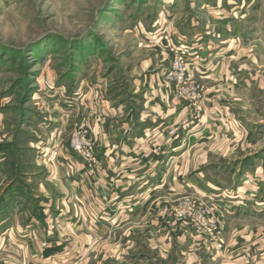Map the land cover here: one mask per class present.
<instances>
[{"label": "crops", "instance_id": "0c3cea01", "mask_svg": "<svg viewBox=\"0 0 264 264\" xmlns=\"http://www.w3.org/2000/svg\"><path fill=\"white\" fill-rule=\"evenodd\" d=\"M191 31L180 33L178 42L197 54L189 57L187 68L204 84L198 108L177 100L163 82L169 61L163 52L147 63L146 74L133 79L128 92L133 103L128 106L108 101L101 85L86 86L84 115L89 117L100 166L88 172L68 143L43 149L35 137L37 157L53 168L45 180L59 182L62 188L45 197L39 213L26 217L27 222L18 214L11 221L0 220V263L13 259L11 264H134L131 259H138L152 264L158 259L167 264L178 255L188 257L186 264H199L202 253L209 264L264 261V150L246 161L220 162L242 151L244 145L240 148L237 140L246 137L249 128L220 101L219 87H226L231 97L246 91L252 78L229 74L236 36L225 33L211 41L201 37L199 26ZM235 34L248 39V34ZM161 45L150 46L159 50ZM67 117L60 113L59 123H49L51 133L64 130ZM183 195L213 207L223 228L221 257L187 224L168 216L169 203ZM26 201L17 197L11 212L21 211ZM124 226L133 232L141 228L140 241L134 234L121 235ZM155 229L157 236L147 235ZM105 243L112 246L106 248ZM140 243L147 253L139 252Z\"/></svg>", "mask_w": 264, "mask_h": 264}, {"label": "rangeland", "instance_id": "374dc122", "mask_svg": "<svg viewBox=\"0 0 264 264\" xmlns=\"http://www.w3.org/2000/svg\"><path fill=\"white\" fill-rule=\"evenodd\" d=\"M195 26L200 27L201 37L211 41L225 33L236 36L232 39L236 46L229 74L252 78L246 91L234 92L231 97L225 93L226 87H219L220 101L249 128L247 136L237 140L240 148L244 145L242 151L220 162L259 156L264 150V0H0V220L6 217L11 221L18 214L23 223L27 222L26 217L39 213L45 197L61 190L59 182L45 180L46 172L53 168L40 161L32 140L37 137L43 149L52 143L58 148L63 143L69 145L75 125L82 119L89 124L83 109L86 86L101 85L108 101L128 106V102L133 103L128 93L134 86L133 79L146 74L147 63L154 61L157 52H163V56H169L163 82L172 87L177 100L198 108L204 84L187 67L185 84H179V72L172 69L174 57L181 52H187L188 59L196 57L195 51L178 42L180 33L188 34ZM236 32L248 34V39L243 41ZM149 38L155 39L149 42ZM152 43L162 45L157 50L159 46L154 48ZM188 94H198L199 98L189 101L185 99ZM60 113L68 116L66 127L51 133L49 123H59ZM43 122L45 125L38 128ZM17 197L27 201L21 211L11 212ZM197 198H175L169 203L168 216L178 221L176 217L180 218L178 214L185 207L201 206ZM195 207L188 221L199 217ZM188 226L192 230V223ZM222 229L220 224L217 241L223 239ZM133 230L124 226L119 233L125 238L135 235L140 241L141 228ZM158 231L147 235L157 236ZM194 231L195 236L209 242ZM144 245L140 243L139 252H148ZM104 246L110 248L112 244ZM218 252L221 257L223 247ZM186 258L175 255L167 264H186ZM208 261L202 253L199 264ZM131 262L147 264L138 259ZM150 262L159 264L158 259ZM7 263H13V259L0 264Z\"/></svg>", "mask_w": 264, "mask_h": 264}, {"label": "built area", "instance_id": "2783aa9c", "mask_svg": "<svg viewBox=\"0 0 264 264\" xmlns=\"http://www.w3.org/2000/svg\"><path fill=\"white\" fill-rule=\"evenodd\" d=\"M187 63V52H181L178 56L174 57L172 69H175L177 70V72H179V74H177V83L179 84H185L186 79L184 76V71L187 67ZM184 93L185 92L183 90V92H181V95ZM198 98V94H188L185 99L195 102L198 100ZM84 120L85 119H82L80 123L75 125L73 135L71 136V139L69 141V147L72 152L80 159L87 171L96 172V170L100 166V161L96 156V143L90 136L89 124ZM174 133V130L171 131V134ZM197 200L198 203L201 204V206L194 207L198 209V212H200L199 217H195L194 220L188 221L186 218L192 216L195 210H193V206H187L184 208L183 212H180L178 214L180 218H176L178 219V221L180 220V222L184 220V223H186L187 225L189 223H192V230H195L194 232L196 234H203V236L209 238V242H207V245L210 248L216 251H221L223 247L222 243L220 241H217V232L218 230H220V223L213 211V207L210 204L206 205L204 203V205L199 198H197Z\"/></svg>", "mask_w": 264, "mask_h": 264}]
</instances>
